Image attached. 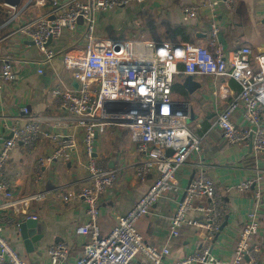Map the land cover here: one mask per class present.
Masks as SVG:
<instances>
[{
  "label": "built area",
  "instance_id": "2783aa9c",
  "mask_svg": "<svg viewBox=\"0 0 264 264\" xmlns=\"http://www.w3.org/2000/svg\"><path fill=\"white\" fill-rule=\"evenodd\" d=\"M34 0L22 7L0 1V14L9 16L6 23L20 18ZM133 1L151 0H35V5L46 10L15 32L29 37L42 51L44 60L50 61L57 52L50 48V40L61 37L65 30H76L80 17L86 28L83 37L86 48L83 54L64 55L65 67L72 71L78 83L76 89H55L61 106L78 120L84 129L85 152L89 157L86 184L78 192L59 190L56 197L67 203L74 197L82 198L86 205L85 223L77 226V234L88 237L81 255L74 264H162L170 253L168 247L159 248L144 242L136 223L150 212L152 206L168 191L177 190L176 174L190 158L198 157L202 151L204 135L196 133L189 125L191 117L187 102L173 98V85L178 73L205 76L215 79L228 77L235 80L237 92L218 85L215 94L222 98L231 96L229 102L216 115L211 128L218 127L226 142L231 145L246 144L256 153L264 152V49L254 54L249 45L225 52L219 38L220 28L215 19L210 23L207 46L193 42L153 41L139 39H105L97 37L94 28L95 14L114 10ZM232 9L235 0H226ZM21 3V2H20ZM212 10L215 3H209ZM186 19L196 17L198 7L184 5ZM184 68L180 69L179 64ZM42 72V69L39 70ZM15 78L12 61L0 58V89ZM242 108L247 125H239L234 113ZM29 115L28 107L22 109ZM112 126L121 127L129 133L145 157L136 168L142 182L153 175L147 191L125 214L119 216L111 232L103 236L100 232V198L117 182L118 170L101 164L94 156L95 139ZM42 135L51 137L56 146L54 151L38 159L35 174L41 177L45 162L69 156L77 146L71 135L50 134L33 117L25 123L10 127V135L0 149V209L28 206L31 200L43 199L44 191L16 199L12 183L7 176V165L12 150L23 144L33 148ZM172 149V154L168 150ZM195 174L177 203L171 217L172 236H179L186 223L205 230L214 237L224 220V201L217 191L213 178L196 163ZM264 176L247 178L236 188L245 191L254 187L255 201L249 219L240 231L231 264H260L261 250L255 238L261 233V206L264 196ZM205 199L206 204L197 206L205 213V220H191L188 215L195 208L194 200ZM37 218V216H29ZM27 217V218H29ZM51 264H64L69 254L66 242H55L49 248ZM143 252L150 262H137ZM220 264L209 248L202 246L193 250L175 264ZM0 264H30L10 243L0 220Z\"/></svg>",
  "mask_w": 264,
  "mask_h": 264
},
{
  "label": "crops",
  "instance_id": "0c3cea01",
  "mask_svg": "<svg viewBox=\"0 0 264 264\" xmlns=\"http://www.w3.org/2000/svg\"><path fill=\"white\" fill-rule=\"evenodd\" d=\"M2 1V0H0ZM29 0H21L22 7ZM215 3L212 10L209 3ZM26 8L20 18L6 23L8 15L0 14V58H9L15 71V78L0 89V149L10 135V127L19 122L25 123L29 117L35 118L44 131L50 134L71 135L77 146L69 156L45 162L43 172L37 180L35 165L41 157L50 155L55 149L51 137L42 135L31 149L18 144L11 152L7 165V176L12 183H18L14 190L16 199L44 191L43 199L31 200L28 206L0 209L3 233L21 256L30 264H51L49 248L55 242H66L69 254L64 264H74L81 255L87 236L77 234V226L85 223L86 205L82 198L74 197L65 203L56 197V192H78L86 184L89 157L85 152L84 129L72 114L64 109L55 89H76L77 81L72 71L64 64V55L83 54L86 41L83 31L86 24L81 22L76 30H65L61 37L50 43L57 55L45 61L42 51L34 42L20 32H15L27 20L33 19L46 8L35 5ZM198 7L196 17L183 16L184 5ZM215 19L219 25V38L225 52L249 45L254 54L264 49V0H235L231 9L226 0H151L133 1L123 7L101 11L95 14L94 28L97 37L105 39H139L153 41L193 42L207 46L210 23ZM179 68L184 65L179 64ZM42 69V72L39 70ZM188 74L181 72L175 77L178 88L173 89V98L187 102L190 106V127L199 135H204L202 151L192 157L176 174L177 190L165 193L136 223L138 232L146 244L159 248L168 247L169 255L162 264H175L187 254L202 246L221 260L220 264H231L241 229L249 219V212L255 201V189L240 191L236 186L247 178L264 176V152L256 153L246 144H228L218 127L211 128L218 112L229 102L231 96L222 98L215 94L218 84L237 92L238 83L228 77L215 79L212 76L194 75L202 87L193 93L183 86ZM28 107L29 115L22 109ZM239 125H247L242 108L233 115ZM94 156L103 165L118 170L117 182L100 198L99 226L101 235H108L117 223L119 216L127 213L134 203L147 191L153 175L142 182L136 175V168L145 157L129 133L121 127H109L95 139ZM199 162L213 178L217 191L224 201V220L221 230L212 238L205 230L186 223L179 236L171 235L170 221L177 203L183 195ZM264 188V183H263ZM206 204L205 199L194 200L195 208L188 217L204 221L205 213L197 206ZM37 216L32 237L26 244L18 223ZM261 233L255 238L260 246L261 261L264 264V196L261 206ZM30 239V238H29ZM137 262H150L145 253L140 252ZM201 264V263H196Z\"/></svg>",
  "mask_w": 264,
  "mask_h": 264
},
{
  "label": "water",
  "instance_id": "95a60500",
  "mask_svg": "<svg viewBox=\"0 0 264 264\" xmlns=\"http://www.w3.org/2000/svg\"><path fill=\"white\" fill-rule=\"evenodd\" d=\"M4 1L12 6H18L21 2V0H4ZM80 22H83L82 17H80ZM51 42L52 40L49 41V43ZM182 84L189 91V93H193L197 89L203 86L201 82L195 80L194 75L192 74L187 75ZM168 154H172V149L168 150ZM194 174H195V171L192 177L190 178L188 184H190ZM18 226L21 230L20 232H21L22 237L24 238V240H26V244L30 245V242H32L33 239L36 238V237L31 236L32 233H34V228L36 226V219L33 217H29L28 219L20 221L18 223Z\"/></svg>",
  "mask_w": 264,
  "mask_h": 264
},
{
  "label": "trees",
  "instance_id": "16d2710c",
  "mask_svg": "<svg viewBox=\"0 0 264 264\" xmlns=\"http://www.w3.org/2000/svg\"><path fill=\"white\" fill-rule=\"evenodd\" d=\"M178 86L176 84L173 85V89L176 90Z\"/></svg>",
  "mask_w": 264,
  "mask_h": 264
}]
</instances>
